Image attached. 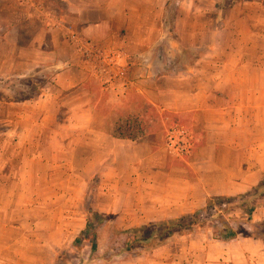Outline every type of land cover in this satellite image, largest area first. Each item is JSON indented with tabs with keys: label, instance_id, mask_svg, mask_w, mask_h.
<instances>
[{
	"label": "rangeland",
	"instance_id": "374dc122",
	"mask_svg": "<svg viewBox=\"0 0 264 264\" xmlns=\"http://www.w3.org/2000/svg\"><path fill=\"white\" fill-rule=\"evenodd\" d=\"M233 1L166 0V6L156 15L153 9L136 8L131 0H0V184L8 193L7 196L6 193L2 195L0 190V264H120L133 258L125 252L126 236L120 231L141 225L130 227L135 215L127 211L131 204L126 198L118 201L115 213L102 214L107 217L106 221L94 225V253L91 252V236L81 235L85 221L92 220L95 211L102 213L109 206L108 200L97 195L100 188L110 187L100 180L106 167L97 163L104 156L95 145L88 153L69 150L66 144L72 134L66 129V107L57 103L45 105L39 101L40 94L44 91L49 93L44 84L56 73L82 66L89 71L84 88L95 93L96 99L100 100L98 109L101 115L94 125L112 129L118 138L130 135V139H136L146 135L154 145L167 150L175 165L189 164L204 144L205 134L195 126L193 116L161 111L158 106H151L144 98L132 94L131 87L125 86L118 90L123 96L122 104L111 103L113 95H116V88H112L121 86L123 82V79L119 82L118 78L115 79L116 74L122 77L115 67L122 62L125 50L139 49L140 53L148 51L158 59L164 57L171 67L179 66L181 74L184 73L182 68L190 67L192 72L188 78L193 80L197 73L194 68L199 63L203 69L200 75L221 73V78L227 75L235 77L237 71L224 72L219 66L232 62L243 64L245 71L239 73H244L248 86H264V0H236L237 3L230 7ZM70 5L74 11L82 9L89 21L78 23ZM121 10L132 15L134 21L126 22ZM98 11L111 15V20L96 24L94 19ZM83 26L89 28L88 33L83 31ZM150 29L158 31L146 38L141 32ZM161 33L167 36L162 41L173 46L168 45L169 49H174L172 59L165 50L162 53V45H155ZM34 36L38 43L35 45L41 52L43 67L40 72H23L26 76H22L8 70L19 58L15 54V46L21 44L32 49L30 45ZM140 44L145 46L140 48ZM28 54L26 57L31 61L32 51ZM126 54L129 55L127 61L134 63V55ZM211 65L210 69L208 66ZM76 93L78 91L74 89L62 97ZM241 125L246 129L244 133L248 134L249 142L264 139V116L257 117L255 112L249 111ZM8 128L11 130L9 135L6 132ZM84 136L78 135L77 138ZM169 137L180 144L192 137L190 155L180 158L172 152L168 146ZM87 140L96 142L94 138ZM80 142L79 139L76 144ZM239 153L247 154L245 151ZM246 157L253 162L250 176L264 170V150L249 151ZM82 159L86 160L87 166H81ZM67 160L74 162L70 169L64 166ZM53 161H58V165H46ZM20 163L23 165H18ZM71 171L73 181L67 176ZM11 174L25 177L23 198L17 197L20 190L16 185L5 181L4 176ZM48 175H56L53 186L64 195L65 190L79 188L81 178L87 175L83 196H52L48 192L52 184L45 182ZM263 176L264 171L254 184L252 181L233 183L243 186L241 191L235 190L237 193L231 196L249 191ZM214 185L218 187L220 184L216 182ZM203 206L194 212L200 211L202 218L206 219L208 216L202 211ZM229 215L235 219L231 223L233 226L244 222L245 216L239 209ZM156 221L160 220L147 218L142 225ZM252 221H264V199ZM210 235L212 230L207 227L180 237L194 239ZM174 237L179 239L178 235ZM152 251L138 249L136 252H140L139 256H148Z\"/></svg>",
	"mask_w": 264,
	"mask_h": 264
},
{
	"label": "crops",
	"instance_id": "0c3cea01",
	"mask_svg": "<svg viewBox=\"0 0 264 264\" xmlns=\"http://www.w3.org/2000/svg\"><path fill=\"white\" fill-rule=\"evenodd\" d=\"M131 1H133L132 5L137 6L136 8L153 9L156 15L160 14L166 6V0ZM71 5L72 13L76 14L74 16L76 21L87 23L89 19L86 18L85 12L82 9L74 11ZM120 13L126 22L134 21L132 15L126 14L123 10ZM110 16L108 13L98 11L95 14L94 22L98 24L110 21ZM82 28L84 32L89 30L85 26ZM156 30L154 29L155 32ZM154 31L152 32L150 29L141 33L148 38ZM35 37L33 44L30 45L32 49L21 44L15 46L14 51L19 58H17V62L11 64L8 70H14L22 76H26L22 74L23 72H40L43 66L41 52L38 50V45H35L37 43ZM166 37L162 33L159 34L155 45H162L160 47L162 53L165 50L168 57L172 59L174 49H169L168 45L173 46L170 42L162 41ZM74 38L72 36V39ZM143 46L145 44L138 45L140 48ZM30 50L32 51L31 61L26 57ZM138 50L127 49L124 51L131 53V56L134 55L132 56L135 59L134 63L127 61L129 55L125 53L122 62L116 65L115 68L121 72L122 77L119 78L116 74L115 79L118 78V82L123 79V82L120 83L121 86L116 85L112 88V90L116 88V95H113L114 100L112 102L108 100V103L119 102L122 104L123 96L118 92L119 88L131 87L132 94L144 98L146 103L151 106H158L161 111H168L178 116L192 115L193 120L196 121L195 126L205 133L204 144L189 164L175 165L167 150L158 144L154 145L146 135L136 139L115 137L112 129L107 130L94 125V121L101 115L98 109L100 100L96 99L95 93L86 91L84 88L89 71L79 66V69L71 68L56 73L51 80L44 84L46 88H49V93L44 91L45 93L40 94L39 101L45 105L57 103L61 107H66L64 112L68 115L66 129L72 134L66 144L69 150H82V152L88 153L90 147L95 145L96 150L104 156L99 160L100 157L97 163L100 167H106L100 180L103 185L109 184L110 187L109 189L100 188L97 195L108 200L109 206L102 213L95 212L104 215L115 213L119 205L118 201L121 198H126L130 200L131 204L127 211L135 215L131 219L130 227H133L145 224L147 218L161 221L169 219V217L176 218L193 213L210 197L236 194V191H239L243 185L238 187L233 183L252 181L254 184L259 178L257 176H260L264 170L262 169L260 175L254 172L253 176L255 177L250 176V167L253 162L246 156L249 151L264 150V139H255L256 142H249L248 134L244 133L246 129L241 124L249 111L255 112L257 117L264 116V86L259 85L256 88L248 86L244 73H239L245 71L243 64L232 62L219 66L218 68L224 72L237 71L236 78L233 75L221 78V73L200 75L203 69L199 63L194 68L198 74L196 73L194 76L196 79L193 80L188 78L189 72H192L190 67L182 68L184 73L181 74L179 66L171 67L168 62L164 61V57L158 59L151 56L148 51L140 53ZM208 67L211 69L213 65ZM213 69L215 70V67ZM173 71L177 73L172 74ZM74 89L78 91L76 95L67 96V94L62 97L63 94ZM55 117L57 118V114ZM6 132L9 135L11 130L8 128ZM21 132L24 133V130ZM78 135H85L83 138H79L80 144H76L79 140ZM89 138L96 139V142L87 140ZM250 143L253 148L254 146L256 148L251 149ZM243 151L247 154L239 153ZM30 161L32 162V160ZM83 161L82 159L81 166H87L86 160ZM18 165L22 166L23 164ZM46 165L57 166L58 161H53L50 165L46 163ZM244 165L246 168L248 167V170ZM64 166L66 169H70L74 166V162L67 160ZM256 166L260 167V165ZM67 176L73 181V171ZM4 179L19 188L20 192H17V197H24L23 186L26 182L24 176L17 177L11 174L5 175ZM55 179L56 175H48L45 182L52 184L48 192L52 196L60 198L65 196L81 198L88 182L86 175L84 179L81 178L79 188H70L67 192L65 190L64 195L54 188ZM216 182L220 184L218 187L214 185ZM39 183H41V178ZM0 186L1 194L6 193L7 196V191L3 189L4 185L1 183ZM124 187H128V189H124ZM248 189L242 188V190ZM180 248L181 251H179ZM120 264H264V244L250 239L219 242L214 240L211 235L194 239L180 236L179 239L171 237L153 249L150 255L136 256Z\"/></svg>",
	"mask_w": 264,
	"mask_h": 264
},
{
	"label": "trees",
	"instance_id": "16d2710c",
	"mask_svg": "<svg viewBox=\"0 0 264 264\" xmlns=\"http://www.w3.org/2000/svg\"><path fill=\"white\" fill-rule=\"evenodd\" d=\"M237 1L230 3V7ZM130 139V135H122ZM264 199V176L249 191L236 196H213L205 201L202 211L208 216L202 218L200 211L181 215L176 218H169L161 221L151 222L146 225L136 226L125 231H120L126 236L125 252L131 257L139 256L138 249L153 250L169 238L178 236H189L198 230L211 228L212 238L219 242H230L234 240L250 239L264 244V221L254 223L252 216L262 206ZM239 209L245 216L244 222H238L236 226L231 223L235 221L229 213ZM97 221V222H94ZM107 220L102 214L94 213L93 219L88 220L82 236H91V252L96 251L95 229L97 223L101 225ZM96 224V226H97ZM77 242L80 239L76 240Z\"/></svg>",
	"mask_w": 264,
	"mask_h": 264
},
{
	"label": "built area",
	"instance_id": "2783aa9c",
	"mask_svg": "<svg viewBox=\"0 0 264 264\" xmlns=\"http://www.w3.org/2000/svg\"><path fill=\"white\" fill-rule=\"evenodd\" d=\"M174 131H177V129H175ZM191 140H192V137L188 139L186 138L180 144V142H175L171 137H169L168 146L170 150L174 152L178 157L183 158V157L190 155L191 153V148H192Z\"/></svg>",
	"mask_w": 264,
	"mask_h": 264
}]
</instances>
